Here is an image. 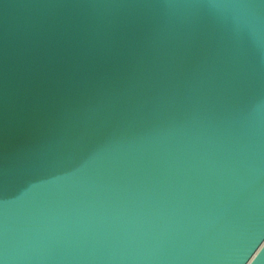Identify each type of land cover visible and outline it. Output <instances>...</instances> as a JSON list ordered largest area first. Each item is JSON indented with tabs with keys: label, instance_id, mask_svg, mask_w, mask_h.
Wrapping results in <instances>:
<instances>
[{
	"label": "water",
	"instance_id": "1",
	"mask_svg": "<svg viewBox=\"0 0 264 264\" xmlns=\"http://www.w3.org/2000/svg\"><path fill=\"white\" fill-rule=\"evenodd\" d=\"M0 162L4 264H264V6L0 0Z\"/></svg>",
	"mask_w": 264,
	"mask_h": 264
},
{
	"label": "snow or ice",
	"instance_id": "2",
	"mask_svg": "<svg viewBox=\"0 0 264 264\" xmlns=\"http://www.w3.org/2000/svg\"><path fill=\"white\" fill-rule=\"evenodd\" d=\"M259 4L261 6H264V0H259ZM85 133H87L88 129L87 127L84 129ZM23 163V162H22ZM5 181V171H4V166L3 163L0 162V186L3 185ZM0 264H4V261L2 259H0Z\"/></svg>",
	"mask_w": 264,
	"mask_h": 264
}]
</instances>
